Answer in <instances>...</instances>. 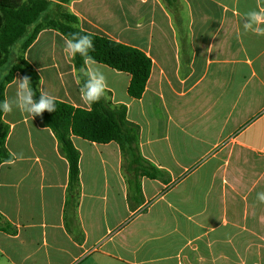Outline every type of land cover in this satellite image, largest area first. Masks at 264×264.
Returning a JSON list of instances; mask_svg holds the SVG:
<instances>
[{
    "label": "crops",
    "instance_id": "crops-1",
    "mask_svg": "<svg viewBox=\"0 0 264 264\" xmlns=\"http://www.w3.org/2000/svg\"><path fill=\"white\" fill-rule=\"evenodd\" d=\"M58 2L57 0H52ZM164 2L170 4L171 12ZM79 28L133 45L151 59L139 98L130 75L99 67L111 104L139 127L140 155L158 170L135 173L116 142L71 136L78 195L51 129L12 111L0 164V264H264V34L242 14L263 0H70ZM141 8H149L145 29ZM264 29V23L259 25ZM65 38L41 29L23 53L38 87L87 108ZM36 47V45L39 43Z\"/></svg>",
    "mask_w": 264,
    "mask_h": 264
},
{
    "label": "trees",
    "instance_id": "trees-1",
    "mask_svg": "<svg viewBox=\"0 0 264 264\" xmlns=\"http://www.w3.org/2000/svg\"><path fill=\"white\" fill-rule=\"evenodd\" d=\"M57 1L0 0V102L5 101V85L12 80L16 71L29 78L33 89L32 99L34 102L39 101V75L23 53L43 28L55 29L67 39L79 40L85 35L91 38L93 48L86 56L79 53L72 56L80 89L87 82L82 71L84 61L90 59L128 73L127 93L130 97L139 98L150 74V57L133 45L79 28L77 17L64 6L70 0ZM13 45H17V54L6 65ZM53 103L56 105L53 111L45 109L35 117L51 129L67 161L69 199L77 197L79 185V152L72 143V135L96 143L114 141L123 157L130 158L135 173L149 177L157 175L155 166L139 153V127L127 119L125 105L111 104L106 92L87 108L75 107L56 98ZM2 115L3 111H0V164L13 159L5 144L8 125Z\"/></svg>",
    "mask_w": 264,
    "mask_h": 264
},
{
    "label": "clouds",
    "instance_id": "clouds-1",
    "mask_svg": "<svg viewBox=\"0 0 264 264\" xmlns=\"http://www.w3.org/2000/svg\"><path fill=\"white\" fill-rule=\"evenodd\" d=\"M248 17L247 21L243 23L244 31H253L257 34H264V29L259 25L264 23V9L250 10L242 14V19ZM78 35V34H73ZM93 48L92 40L89 36L85 35L79 40L66 39L65 51L69 57L79 53L86 56L90 49ZM87 82L83 84L80 92L81 99L86 105H91L97 102L102 95H104L106 80L103 72L99 67L93 66L87 70H82ZM17 96H18V110L22 113H27L30 116L40 114L43 110L47 109L53 111L56 107L55 97L46 91H40V99L38 102L33 101V89L28 77L18 79L17 82ZM0 111L10 113L12 109L7 101L0 102ZM257 198L259 201L264 202V192H258Z\"/></svg>",
    "mask_w": 264,
    "mask_h": 264
},
{
    "label": "rangeland",
    "instance_id": "rangeland-1",
    "mask_svg": "<svg viewBox=\"0 0 264 264\" xmlns=\"http://www.w3.org/2000/svg\"><path fill=\"white\" fill-rule=\"evenodd\" d=\"M164 4H165V9L168 11V12H171V7H170V4L169 3H167V2H164ZM141 10H142V14H141V16H140V19H141V22H142V24H143V26H144V28L145 29H148V27H149V15H150V10H149V8H141ZM40 43L41 42H39L37 45H36V47L38 46V45H40ZM17 54V45H13L12 46V48H11V54H10V56H9V60H8V62L6 63V65L9 63V62H11L12 60H13V58L15 57V55Z\"/></svg>",
    "mask_w": 264,
    "mask_h": 264
}]
</instances>
